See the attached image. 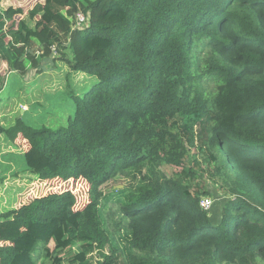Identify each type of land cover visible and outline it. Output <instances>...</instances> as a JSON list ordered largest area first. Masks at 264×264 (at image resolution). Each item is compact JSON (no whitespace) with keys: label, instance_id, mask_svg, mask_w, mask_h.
Instances as JSON below:
<instances>
[{"label":"trees","instance_id":"1","mask_svg":"<svg viewBox=\"0 0 264 264\" xmlns=\"http://www.w3.org/2000/svg\"><path fill=\"white\" fill-rule=\"evenodd\" d=\"M51 47L98 82L64 126L0 124L13 145L22 138L32 175L70 185L0 212V264H127L102 218L113 197L131 264H264V0L0 8L2 65L24 74L39 65L33 48ZM201 163L227 196L217 218L211 191L189 183ZM164 165L181 170L167 177ZM117 176L128 184L103 193Z\"/></svg>","mask_w":264,"mask_h":264},{"label":"rangeland","instance_id":"2","mask_svg":"<svg viewBox=\"0 0 264 264\" xmlns=\"http://www.w3.org/2000/svg\"><path fill=\"white\" fill-rule=\"evenodd\" d=\"M42 2L43 0H0V8L4 9L9 5H13L14 7H21L23 12L26 13L36 3ZM74 15L76 17L77 12ZM21 17L22 15L15 16L16 19ZM35 19H38V16H35ZM51 49L52 53L49 56L42 57V50L34 51L33 48L32 54L39 60V65L34 66L32 63L27 62V71L25 70L24 74L10 70L5 63L2 65V62H0V88L3 85L0 89V124L5 128L11 127L19 118L25 124L35 128L48 127L55 129L64 126L73 115L76 98H80L98 82L94 75L69 68L65 61L59 59L61 54L55 50V47H51ZM23 144L21 137L16 139V146H14L5 134H0V212L15 208V206L32 199L35 195H42L49 191H63L70 187L67 181L49 180L47 182V180L42 182L36 176H33L25 167L22 154L20 152L11 153L12 149H20ZM194 151L197 150L191 148V152ZM198 154L197 158L200 161V155ZM160 169L167 177H170L175 172H179L181 167L164 165ZM209 169L210 166L207 167L204 163H201L199 167L200 175L196 180L189 183L195 185L198 182L211 191L210 194L216 198V204L215 208L208 214L210 217L217 218L221 200L227 196L220 185L214 183L216 180L209 178L207 175ZM17 177L23 181L15 179ZM13 179L16 183L12 182ZM126 184L128 182L124 177L117 176L106 185L101 186V189L103 193L107 194L115 188L121 189ZM21 185L25 187L24 190H22ZM83 186H85L84 182ZM103 202L102 218L112 239L111 246L118 250L127 264H131L125 239L126 221L121 218L118 212L115 197L103 199ZM132 254L137 257L142 256L137 251H132ZM93 255V260H96L97 255ZM38 264L42 263L39 262Z\"/></svg>","mask_w":264,"mask_h":264},{"label":"built area","instance_id":"3","mask_svg":"<svg viewBox=\"0 0 264 264\" xmlns=\"http://www.w3.org/2000/svg\"><path fill=\"white\" fill-rule=\"evenodd\" d=\"M85 21H87L86 15H84L82 12H77V15L75 17V26L78 24H82ZM198 203L201 209L208 211L213 204V199L209 196H201L198 200Z\"/></svg>","mask_w":264,"mask_h":264},{"label":"crops","instance_id":"4","mask_svg":"<svg viewBox=\"0 0 264 264\" xmlns=\"http://www.w3.org/2000/svg\"><path fill=\"white\" fill-rule=\"evenodd\" d=\"M2 87H3V85L1 86V88H2ZM1 88H0V89H1ZM22 110H24V109H22ZM9 141H10V140H9ZM10 142H11V141H10ZM11 143H12V142H11ZM14 146H15V145H14ZM17 152L23 153L21 149H17V148L12 149V152H11V153H12V154H16ZM9 162H10V161H9ZM12 163H13V162H12ZM10 164H11V162H10ZM20 175H21V174H20ZM33 176H34V175H33ZM15 179H18V180H20V181H23V180H21L19 177L15 178ZM6 181H7V180H6ZM12 182H13V183H16V182H14V179L12 180ZM27 184H28V183H27ZM21 186H22V185H21ZM22 187H23L22 190H24L25 187H24V186H22ZM15 207H16V206H15Z\"/></svg>","mask_w":264,"mask_h":264}]
</instances>
